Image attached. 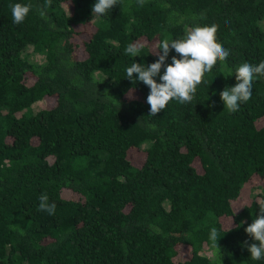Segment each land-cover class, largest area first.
<instances>
[{
  "label": "trees",
  "instance_id": "obj_1",
  "mask_svg": "<svg viewBox=\"0 0 264 264\" xmlns=\"http://www.w3.org/2000/svg\"><path fill=\"white\" fill-rule=\"evenodd\" d=\"M17 2L33 6L20 24ZM95 3L0 0V264H264L244 244L264 206V77L236 112L220 98L236 67L264 61V0H121L102 17ZM212 23L227 61L150 116L127 67Z\"/></svg>",
  "mask_w": 264,
  "mask_h": 264
},
{
  "label": "clouds",
  "instance_id": "obj_2",
  "mask_svg": "<svg viewBox=\"0 0 264 264\" xmlns=\"http://www.w3.org/2000/svg\"><path fill=\"white\" fill-rule=\"evenodd\" d=\"M120 2L121 0H96L92 13L98 17L105 16ZM145 2L146 0H137L141 7ZM50 3L51 0H48L49 5ZM9 7L13 23L20 24L26 19L33 6L31 3L17 2L10 4ZM218 28L219 25L216 23L196 25L181 38H165L156 45V50L152 53L158 57L155 62L151 64L133 62L130 67H127L126 73L129 80L143 82L150 89L147 96L150 116H155L164 110L172 100H177L182 104L190 103L195 97L198 86L204 82L203 78L206 74L211 72L218 62L227 61L230 50L219 41ZM144 47V43L137 41L128 44L125 52L137 57ZM172 50L176 55L171 57V63H166ZM133 74H136L135 79ZM234 74L237 81L235 86L225 87L220 92L224 107L229 112L238 111L241 103H246L251 99L253 82L259 77H264V61L256 65L243 62L235 68ZM56 207L54 202L49 203L47 193L40 195L38 210L55 215ZM259 212L260 215L245 228V232L252 240L259 242L250 245L248 241L244 242L253 260L264 259V206L259 208ZM243 223L241 221V224ZM12 227L15 229L17 226ZM209 239L212 247L220 250L217 228H211Z\"/></svg>",
  "mask_w": 264,
  "mask_h": 264
},
{
  "label": "rangeland",
  "instance_id": "obj_3",
  "mask_svg": "<svg viewBox=\"0 0 264 264\" xmlns=\"http://www.w3.org/2000/svg\"><path fill=\"white\" fill-rule=\"evenodd\" d=\"M32 57L34 58V59H36V60H40L41 59V57H39V55H37V54H35V55H32ZM45 106V100H42V101H39V102H37L36 104H35V107H39V108H41V107H44ZM141 153V152H140ZM259 189H255V191H254V189H252V191H251V189H250V187L249 186H246V188L244 189V191H243V193H242V195H241V198L243 199V200H250V198H251V196H252V194H254L256 191H258Z\"/></svg>",
  "mask_w": 264,
  "mask_h": 264
}]
</instances>
